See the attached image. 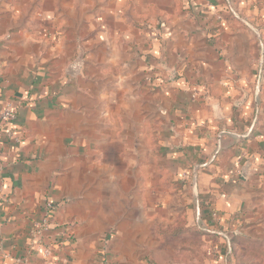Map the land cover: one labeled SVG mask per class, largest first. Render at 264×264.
Instances as JSON below:
<instances>
[{
	"label": "crops",
	"instance_id": "0c3cea01",
	"mask_svg": "<svg viewBox=\"0 0 264 264\" xmlns=\"http://www.w3.org/2000/svg\"><path fill=\"white\" fill-rule=\"evenodd\" d=\"M227 1L0 0V264H169L167 232L198 228L173 263L228 264L233 235L263 240L264 0Z\"/></svg>",
	"mask_w": 264,
	"mask_h": 264
},
{
	"label": "rangeland",
	"instance_id": "374dc122",
	"mask_svg": "<svg viewBox=\"0 0 264 264\" xmlns=\"http://www.w3.org/2000/svg\"><path fill=\"white\" fill-rule=\"evenodd\" d=\"M192 174H194V175L196 174V180H197L198 179V177H197L198 171L188 172V178L193 179ZM186 175H184V176L187 177ZM196 221H197V219H195L194 225L197 229L199 224H196ZM199 222H201V221H199ZM179 226L182 228L185 226V219L183 216H182L181 220L179 221ZM204 230H206V228ZM173 231H175V230H173ZM198 231H200L201 234L195 233L193 235H190V236H187L184 238L182 237V239H179V237H177L178 234H174L172 231H170V232L168 231L169 233L167 232V234L165 235V237H167V238L166 239L164 238L166 241L165 246L170 247V248L172 247V251H169V250L165 251L163 253V255H164L163 260L165 262H169V264H170V262H172V264H175L173 262L188 263L189 259L187 258V254L184 253V251L180 250V247L183 248V245H184L183 243H187L189 241H195V242L200 243L202 234L205 235L206 232L202 231L199 228H198ZM231 237H232V235H231ZM260 239H263V240L262 241L257 240L256 242H251V243H246V244H238L237 236L233 235V237L230 238L231 242H230L229 250L226 249L228 253H227V255H225V257H227L228 264H239V263L240 264H264V234L261 235ZM239 245L241 246L240 250H239ZM227 248H228V246H227ZM201 250H202V253H205L206 255H208L206 252L203 251L202 243L200 246H198V251H201ZM184 255L186 258L184 257ZM173 258H174V260H173Z\"/></svg>",
	"mask_w": 264,
	"mask_h": 264
},
{
	"label": "built area",
	"instance_id": "2783aa9c",
	"mask_svg": "<svg viewBox=\"0 0 264 264\" xmlns=\"http://www.w3.org/2000/svg\"><path fill=\"white\" fill-rule=\"evenodd\" d=\"M226 10H227V13L223 12L222 14H220L219 12H216L217 20L225 21L226 19L229 20V18H233V19L242 21V18H240V16L238 15V12L235 11V9L232 6H230V4L227 5ZM17 117H18L17 112L11 105H5L0 110V139L2 138L3 134L6 133L7 137L10 140L18 141V137L16 136L15 131L12 128L8 129L9 126H14V124L17 121ZM45 211H46V214L44 215V217L39 222L35 223L33 227V230H34L33 237L35 239L38 250H42V246L39 245L40 242H42L41 238L43 237L45 233H48L53 227V221L51 219V214L56 212L57 208L53 204L49 203L46 205ZM67 230L68 228L62 230V233H61L62 237L68 236L66 232ZM228 245L230 247V243ZM3 248H4V240H3V232H2L1 222H0V253L3 252ZM42 252L45 255V257H49L51 255L50 248H45L42 250ZM19 263L28 264L26 260L20 261Z\"/></svg>",
	"mask_w": 264,
	"mask_h": 264
},
{
	"label": "water",
	"instance_id": "95a60500",
	"mask_svg": "<svg viewBox=\"0 0 264 264\" xmlns=\"http://www.w3.org/2000/svg\"><path fill=\"white\" fill-rule=\"evenodd\" d=\"M82 70H83V59L80 57V58H77V60H75L68 68H67V71L66 73L70 76V77H73V78H76L78 76H81L82 74ZM248 169H245L242 176L244 178H247L248 177Z\"/></svg>",
	"mask_w": 264,
	"mask_h": 264
},
{
	"label": "trees",
	"instance_id": "16d2710c",
	"mask_svg": "<svg viewBox=\"0 0 264 264\" xmlns=\"http://www.w3.org/2000/svg\"><path fill=\"white\" fill-rule=\"evenodd\" d=\"M224 13H227V10H225Z\"/></svg>",
	"mask_w": 264,
	"mask_h": 264
}]
</instances>
